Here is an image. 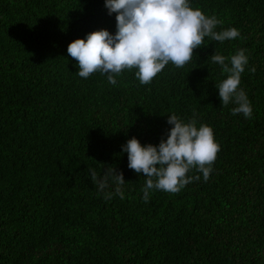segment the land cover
<instances>
[{
    "label": "trees",
    "instance_id": "16d2710c",
    "mask_svg": "<svg viewBox=\"0 0 264 264\" xmlns=\"http://www.w3.org/2000/svg\"><path fill=\"white\" fill-rule=\"evenodd\" d=\"M240 36L204 38L183 68L150 84L138 69L77 75L68 45L107 30L105 0H0V264H264V0H188ZM245 50L240 89L251 118L222 106L228 77L211 56ZM255 68V72L251 69ZM175 114L207 125L220 146L207 181L178 193L149 191L122 146L166 141ZM123 174V199L107 168ZM111 193L110 198H107Z\"/></svg>",
    "mask_w": 264,
    "mask_h": 264
},
{
    "label": "clouds",
    "instance_id": "9594fccd",
    "mask_svg": "<svg viewBox=\"0 0 264 264\" xmlns=\"http://www.w3.org/2000/svg\"><path fill=\"white\" fill-rule=\"evenodd\" d=\"M105 7L109 15L117 14L115 36L107 30L96 31L86 39L70 43L67 51L78 62L77 75L88 78L100 72L112 85L117 83L116 74L132 68L138 69L136 77L142 85L150 84L169 62L177 68L191 62L194 50L204 44L205 37L224 42L240 36L235 28L214 31L222 22L215 16L206 17L199 9L193 10L188 0H105ZM211 60L229 74L217 88L222 106L235 103L238 106L232 109V115L242 113L245 118H251L252 106L240 89L241 74L248 64L245 50L230 57L231 66L222 55L214 54ZM167 123L173 127L158 147L142 146L136 138L122 146L128 155L129 169L147 178L143 189L145 202L152 189L178 193L194 179L199 180V176L187 175L192 169L201 172L207 181L220 151L209 126L201 125L198 129L195 119L183 123L175 114L169 116ZM89 171L98 190L106 189L111 180L117 185L116 194L123 199L122 173L117 174L115 168L108 167L98 179L94 169ZM106 195L110 198L111 193Z\"/></svg>",
    "mask_w": 264,
    "mask_h": 264
}]
</instances>
